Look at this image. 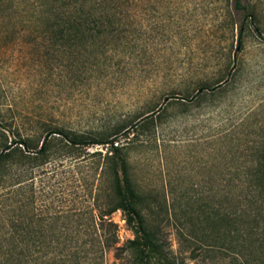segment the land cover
<instances>
[{
  "label": "rangeland",
  "instance_id": "374dc122",
  "mask_svg": "<svg viewBox=\"0 0 264 264\" xmlns=\"http://www.w3.org/2000/svg\"><path fill=\"white\" fill-rule=\"evenodd\" d=\"M243 2L246 12L234 8V0H141L118 34L122 43L109 45L103 42L109 37L99 36L86 49L39 37L27 4L22 11L17 2L0 0V150L5 143L40 148L50 142L44 164H33L28 178H15L14 207L0 201V237L1 225L14 222L18 239L42 246L24 254L47 257V264H132L125 244L133 233L122 211L106 216L116 227L104 230L110 241L116 237L118 248L96 243L101 168L93 158L81 160L88 152L104 154L109 144L67 154L61 144L73 141L51 133L111 138L115 128L127 127L123 132L138 129L137 135L112 138L125 146L147 220L168 258L264 264V242H247L240 256L234 234L228 240L207 236L219 227L207 215L227 193L240 191L226 184L237 172L232 163L243 158L246 143L264 136V0ZM247 12L254 21L240 44ZM231 59L237 60L233 75L214 94L208 88L189 95L197 82L222 76ZM154 108L155 121L136 128ZM101 183L105 208L111 191L107 170ZM25 223L30 234L20 228ZM190 230L199 237L195 241L187 238Z\"/></svg>",
  "mask_w": 264,
  "mask_h": 264
},
{
  "label": "trees",
  "instance_id": "16d2710c",
  "mask_svg": "<svg viewBox=\"0 0 264 264\" xmlns=\"http://www.w3.org/2000/svg\"><path fill=\"white\" fill-rule=\"evenodd\" d=\"M10 1L17 2L18 6L22 7V11L26 9L25 4H27L30 21L39 37L50 35L54 37V42L57 44L81 45L86 49L99 43V36L109 37L108 40L103 41L108 42L109 45L115 39L122 43L123 40L118 34L125 30L126 17H129L131 12L135 11L141 3V0ZM234 8L246 12L247 4L243 0H234ZM246 16L249 19L244 22V26L240 29V44L245 26H250L254 21L252 12H247ZM239 49L238 47L237 51ZM234 59L226 64V70L222 76L214 82H197L196 87L192 91L190 90L189 95L197 91L196 97L200 96L205 94L204 92L208 88H212L210 93L214 94L216 92L215 87L233 75L232 71L237 64V60L235 62ZM155 109L149 110L152 112L141 118L143 120L134 123L136 124L135 127L140 126V129L145 130L148 123H153L157 117ZM126 128H115L110 135L111 138H87L83 135L70 138L69 132L63 129H56L51 133L62 134L66 140L71 139L73 141L62 142L63 144H61V150L67 154L71 153L74 148H84L94 144L104 146L109 144V148L104 154L100 150L88 152V156H84L81 160L93 158V163H97L101 168L94 198L95 207L98 210L96 215V230L98 231L96 243H99L106 250H111V247L118 248L116 237L110 241L104 230L105 226H110L111 229L116 227V224L106 216L120 210L133 233V238L128 239L125 244L126 250L131 255L132 264H151L153 259L156 264H184L169 259L164 252L156 232L150 227L147 220L142 196L136 189L131 176L130 162L127 158V152L124 150L125 146L116 143L117 139L112 138V136L122 133ZM136 131L123 133L126 137H129L130 134L135 137ZM49 144L50 142H43L40 148L38 145L32 146L26 141L3 145L0 150V188L5 187V189L0 192V201L3 202L4 207L7 209L14 207L13 194L16 192L14 182L25 175L27 177L28 173L30 175L33 164H44L43 159L47 156ZM243 150V158L231 165L236 169V175L228 178L226 182L228 186L237 187L240 191L234 194L227 193L226 202L223 201L220 208H214L206 217L211 220L212 225L219 226L215 232L211 231L207 236L212 234L215 238L228 240L232 237L231 234H234L235 239L241 242L242 248L236 252L240 256H244L243 252L247 247V242H264V136L262 135L255 142L246 143ZM106 170L111 178V191L108 196V207L104 208L102 205L103 186L101 178ZM1 227L0 250L2 255H0V264H47V257L32 258V255L24 254V250H32L42 246L18 239L17 234H15L17 227L14 222L11 224L4 222ZM20 228L25 234L32 232L26 223ZM187 234V238L189 237L188 239L193 241L199 238L193 230L188 231ZM182 235L185 236L184 233ZM192 251V257H195L193 256L195 251Z\"/></svg>",
  "mask_w": 264,
  "mask_h": 264
}]
</instances>
